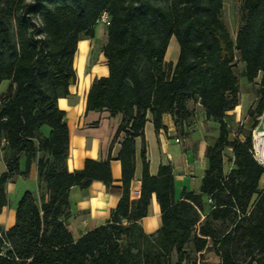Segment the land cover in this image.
Segmentation results:
<instances>
[{"label": "trees", "instance_id": "trees-1", "mask_svg": "<svg viewBox=\"0 0 264 264\" xmlns=\"http://www.w3.org/2000/svg\"><path fill=\"white\" fill-rule=\"evenodd\" d=\"M223 1L0 0V83L8 80L0 94L6 165L0 173V207L8 201L7 180L25 175L40 153V199L23 192L14 223L0 228V245L6 246L0 264H264V187H258L264 166L251 153V130L264 111V0H242L234 35L220 17ZM104 10L110 17L101 46L108 74L91 82L86 109L122 114L115 130L125 132L117 153L121 196L104 223L74 239L67 226L70 186L86 187L93 179L109 184L112 175L107 159L86 158L80 169H67L69 131L57 99L76 81L78 40L94 35ZM172 35L179 48L168 72L165 53ZM238 61L245 78L259 75L261 86L249 110V127L229 140L224 117L238 104L233 69ZM192 99L206 118L218 122L199 191L183 189L175 199L171 164L161 162L152 175L142 150L140 192L131 198L134 137L143 140L146 112L157 132L164 127V113L177 123ZM44 124L50 127L47 135L39 130ZM227 147L233 165L224 173ZM153 192L161 224L147 233L139 219L147 214ZM218 220L231 222L230 227L219 229ZM207 250L219 256L217 263L198 261L196 254Z\"/></svg>", "mask_w": 264, "mask_h": 264}, {"label": "crops", "instance_id": "crops-1", "mask_svg": "<svg viewBox=\"0 0 264 264\" xmlns=\"http://www.w3.org/2000/svg\"><path fill=\"white\" fill-rule=\"evenodd\" d=\"M104 24L94 26L92 37H82L78 40L73 66L76 71V81L68 86V94L57 99V105L65 111V119L69 131L66 166L69 171L80 169L86 158L109 160L112 180L109 184L93 179L86 187L77 184L68 190L67 226L74 239L86 231L104 223L117 205L121 196V165L117 158L124 131L115 134L122 114H111L108 110L86 109V95L94 78L106 76L108 65L106 57L99 44L105 36ZM96 44V45H95ZM95 45V46H94ZM168 47V46H167ZM168 49V48H167ZM166 49V53H167ZM165 53V59H166ZM177 58L173 61L175 63ZM5 81V80H3ZM0 83V94L5 91ZM8 82V81H7ZM198 115L194 120L196 142L187 147L171 138L174 131V121L169 113L162 115L164 127L154 130L152 115L146 112V121L141 136L134 137V172L130 181V197L136 198L140 192L142 176V150L148 161V170L156 175L161 162H169L172 167L174 182V198L179 199L185 190L199 191L201 179L207 166L206 148L207 131L210 129L218 135V122L205 116L204 108L196 101ZM40 133L47 135L48 125L40 127ZM228 139L230 140L229 134ZM4 142H0V173L5 170ZM31 160L28 172L23 175L16 173L6 182L7 204L0 207V228L7 229L15 221V208L18 199L26 190L33 193L35 199H40V188L37 178V158ZM25 166V157L19 158L20 170ZM191 167L194 171H190ZM224 167V166H223ZM45 193V192H44ZM47 198V193L44 194ZM143 230L154 232L161 224L160 207L153 192L148 204L147 214L139 219Z\"/></svg>", "mask_w": 264, "mask_h": 264}, {"label": "rangeland", "instance_id": "rangeland-1", "mask_svg": "<svg viewBox=\"0 0 264 264\" xmlns=\"http://www.w3.org/2000/svg\"><path fill=\"white\" fill-rule=\"evenodd\" d=\"M241 3L242 0L223 1V7L221 9L220 17L232 35H234L240 22ZM98 23L101 22H97L96 24ZM103 30L105 36L101 40V43L100 42L97 43L99 44L98 46L100 50L106 38V28L103 27ZM167 48L168 49L166 53L165 67L166 70L170 72L172 65L174 64L173 61L175 60V58H177L178 48H179L176 37L174 35L170 37ZM233 69L239 81L238 104L233 109L228 110L224 117L225 121L227 122L230 139H234L238 133L243 132L245 129L249 127L252 120V117L249 114V110L254 107L261 86L259 75L256 78H254L252 81H248L245 78L243 74L244 64L242 62L240 61L236 62L233 65ZM7 81H8L7 79L3 81L2 83L3 88H5L6 84L8 83ZM187 107H188V111L186 116L180 119L177 123L174 122L175 132L171 134V138L174 137L175 140L179 141V143L181 144L184 141H186L188 145L187 147L189 148V146L193 145L197 140V136H196L197 134L194 130V122H195L194 120L196 119L199 111L197 108L196 100L194 99L189 100L187 102ZM207 135L209 137L208 143L212 144L217 136L210 129L207 131ZM232 159L233 158H232L231 148L230 147L225 148L223 152L224 173H227V171H229V169L232 167L233 165ZM190 171L193 172L194 169L191 167ZM258 187H264V175H262ZM214 223L219 229L225 230L230 227L231 222L229 221L221 222L218 220L215 221ZM5 250H6V246L0 245V251L3 252ZM196 255L198 257V261H200L202 257L204 258L205 261L210 263H217L219 261V256L212 250L205 251L203 256H199V253H197ZM239 256L242 257V254L240 253Z\"/></svg>", "mask_w": 264, "mask_h": 264}, {"label": "built area", "instance_id": "built-area-1", "mask_svg": "<svg viewBox=\"0 0 264 264\" xmlns=\"http://www.w3.org/2000/svg\"><path fill=\"white\" fill-rule=\"evenodd\" d=\"M98 22L103 23L105 26L109 24L110 17L106 10L102 11L98 18ZM251 136V153L255 160L261 166H264V111L258 115L256 125L251 130Z\"/></svg>", "mask_w": 264, "mask_h": 264}]
</instances>
